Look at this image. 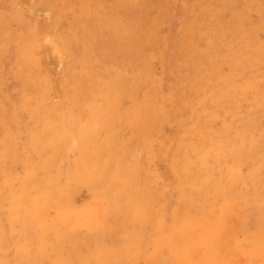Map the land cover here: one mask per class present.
<instances>
[{"label": "rangeland", "instance_id": "1", "mask_svg": "<svg viewBox=\"0 0 264 264\" xmlns=\"http://www.w3.org/2000/svg\"><path fill=\"white\" fill-rule=\"evenodd\" d=\"M259 2L0 0V264H264Z\"/></svg>", "mask_w": 264, "mask_h": 264}, {"label": "bare ground", "instance_id": "2", "mask_svg": "<svg viewBox=\"0 0 264 264\" xmlns=\"http://www.w3.org/2000/svg\"><path fill=\"white\" fill-rule=\"evenodd\" d=\"M54 1H55V0H54ZM223 1H224V0H223ZM225 1H226V0H225ZM257 1H258V0H257ZM11 2H13V1H11ZM81 2H82V1H81ZM260 2H261V0H260ZM260 2H259V3H260ZM56 3H57V2H56ZM249 3H250V2H249ZM254 3H255V2H254ZM263 3H264V0H263ZM228 4H229V3H228ZM256 4H257V3H256ZM256 4H255V5H256ZM101 5H102V4H101ZM126 5H127V4H126ZM260 5H261V4H260ZM260 5H259L258 7H260ZM223 6H225V5H223ZM256 6H257V5H256ZM30 8H31V7H30ZM262 8H264V7H262ZM258 9H259V8H258ZM22 10H23V9H22ZM50 12H51V11H50ZM50 12H49V13H50ZM258 12H259V11H258ZM60 13H61V12H60ZM256 13H257V12H256ZM45 16H46V15H45ZM45 16H44V17H45ZM44 19H45V18H44ZM45 20H47V19H45ZM37 22H38V21H37ZM45 22H46V21H45ZM115 22H116V21H115ZM0 23H1V21H0ZM6 23H7V22H6ZM31 23H32V22H31ZM33 23H34V22H33ZM263 23H264V21H263ZM1 24H2V23H1ZM34 24H35V23H34ZM43 24H44V27H43L44 29L42 28ZM43 24H42L41 22H39L38 25L36 26L39 35H40V34L42 35L43 31H44L45 28H46V27H45V23H43ZM31 25H32V24H31ZM39 25H40V26H39ZM41 25H42V26H41ZM262 25H264V24H262ZM0 26H1V25H0ZM47 26H48V25H47ZM34 27H35V26H34ZM39 27H40V28H39ZM38 28H39V29H38ZM53 28H54V27H53ZM53 28H52V29H53ZM34 29H35V28H34ZM40 29H41V32H42V33L40 32ZM87 30H88V29H87ZM51 31H52V30H51ZM51 31H49V32L51 33ZM32 32H33V31H32ZM7 33H8V32H7ZM7 33L5 32L4 35H6ZM35 33H36V31H35ZM45 33H47V34L50 35V33L46 32V30H45V32H44V35H45ZM113 33H114V32H113ZM47 34H46V36L43 35L44 38H41L44 44H49V42H50V41H49V40H50V37H49ZM32 35H33V33H32ZM30 36H31V35H30ZM43 36H42V37H43ZM36 37H37V36H36ZM36 37H34L35 40H36ZM71 37H73V36H71ZM30 38L32 39V37H30ZM30 38H29V39H30ZM34 38H33V39H34ZM38 38H39V36H38ZM51 38H52V37H51ZM17 40H18V39H17ZM35 40H34V42H35ZM73 40H74V38L72 39V41H73ZM247 40H248V39H247ZM37 41H39V40H37ZM248 41H249V40H248ZM16 42H17V41H16ZM29 42H30V41H29ZM29 42H28V44H29ZM40 42H41V41H40ZM70 42H71V41H70ZM1 43H2V42H1ZM17 43H19V42H17ZM17 43H15V44H17ZM23 43H24V41H23ZM23 43H22V44H23ZM36 43H37V42H36ZM43 43H42V44H43ZM50 43H51V42H50ZM52 43H53V42H52ZM74 43H75V42H74ZM20 44H21V43H20ZM25 44H26V43H24V45H22V46H25ZM70 44L72 45V43H70ZM243 44H244V43H243ZM33 45H34V44H33ZM40 45H41V43H40ZM17 46H19V45H17ZM22 46H20V47L22 48ZM27 46H28V45H27ZM31 46H32V45H31ZM31 46H30V47H31ZM76 46H77V45H76ZM20 47H19V48H20ZM38 47H40V46H38ZM41 47H42V46H41ZM43 47H44V46H43ZM73 47H75V45H73ZM255 47H257V46H255ZM255 47H254V48H255ZM15 48H16V47H15ZM33 48H34V47H33ZM69 48L73 49L72 46L69 47ZM251 48H253V47H251ZM22 49H23V48H22ZM24 49H25V47H24ZM28 49H29V48H28ZM28 49H27V52L29 51ZM35 49H36V48H35ZM35 49H34V51H33V50H31V51H33V52L35 53V52H36ZM54 49H55V48H54ZM56 49H57V47H56ZM76 49L78 50L77 47H76ZM76 49H75V51H76ZM249 49H250V48H249ZM255 49H257V48H255ZM50 50H51V49H50ZM52 50H53V48H52ZM68 50L71 51L70 49H68ZM73 50H74V49H73ZM73 50H72V51H73ZM24 51H26V50H24ZM37 51H38V50H37ZM39 51H40V48H39ZM39 51H38V53H39ZM56 51H57V50H56ZM61 51H62V50H61ZM65 51H66V50H65ZM72 51H71V52H72ZM247 51H248V50H247ZM73 52H74V51H73ZM76 52H79V51H76ZM76 52H75V53H76ZM241 52H242V51H241ZM22 53H23V52H22ZM24 53H25V52H24ZM29 53H30V52H29ZM38 53H37V54H38ZM66 53H67V52H66ZM75 53H74V54H75ZM238 53H239V52H238ZM252 53H253V51H252ZM252 53H251V54H252ZM25 54H26V53H25ZM31 54L33 55V53H31ZM40 54H41V53H40ZM70 54H71V53H70ZM77 54H78V53H77ZM240 54H242V53H240ZM20 55H21V56H20L19 58H20L21 61H22L23 59L26 58L25 56H22V54H21V49H20ZM26 55H27V54H26ZM32 55H30V56L33 57ZM248 55H249V54H248ZM21 57H22V58H21ZM24 57H25V58H24ZM17 58H18V57H17ZM246 58H247V56H246ZM246 58H245V59H246ZM255 58H256V57H255ZM27 59H28V58H27ZM31 59H32V58H31ZM242 59L245 60L244 57H243ZM257 59H258V58H257ZM14 60H17V59H14ZM28 60H29V59H28ZM29 61H34V59H33V60H29ZM257 61H258V60H257ZM257 61H255V62H257ZM35 62H36V61H35ZM249 62H250V61H249ZM13 63H14V62H13ZM23 64H24V65H27V61H25L24 63H22V65H23ZM31 64H33V63L31 62ZM121 64H123V63H121ZM238 64H239V63H238ZM24 65H23V66H24ZM242 65H243V64H242ZM19 66H20V64H19ZM28 66H29V64H28ZM28 66H26V69L28 68ZM235 66H237V65H235ZM251 66H252V62H251ZM34 67H35V66H34ZM125 67H126V66H125ZM247 67H248V66H247ZM23 68H25V67H23ZM20 69H21V68H20ZM20 69H19V70H20ZM26 69H25V70H26ZM30 69H31V68H30ZM17 70H18V69H17ZM22 71H23V70H22ZM26 73H28V72H26ZM12 74H16V72L13 71ZM18 74H19V73H18ZM26 75H29V74H26ZM17 78H19V77H17ZM24 78H25V77H24ZM19 79H20V78H19ZM19 79H18V80H19ZM26 79H27V78H26ZM22 80H23V79H22ZM30 80H32V79H30ZM33 81H34V80H33ZM23 83H24V82H23ZM30 83H31V81H30ZM27 85H28V84H27ZM34 85H36V83H35ZM22 87H23V85H22ZM32 87H33V85H32ZM33 88H35V87H33ZM22 91H23V90H22ZM21 93H22V92H21ZM251 108H252V107H250V109H251ZM248 110H249V109H248ZM263 119H264V118H263ZM248 149H250V147H249ZM251 153H252V151H251ZM26 163H27V162H26ZM259 165H260V164H259ZM259 165H258V166H259ZM250 172H251V170H250ZM247 175H248V174H247ZM249 179H250V177H249ZM258 181H259V180H258ZM247 188H248V187H247ZM24 200H25V199H24ZM28 200H29V199H28ZM262 200H263V199H262ZM263 201H264V200H263ZM263 201H262V202H263ZM158 202H159V201H158ZM29 204H30V203H29ZM27 209H29V208H27ZM263 214H264V213H263ZM167 220H168V219H167ZM209 222H210V221H209ZM177 226H178V225H177ZM182 226H183V225H182ZM182 226H180V227H182ZM184 226H185V225H184ZM186 226H187V225H186ZM183 228H184V227H183ZM186 228H187V227H186ZM186 237H187V236H186ZM218 240H219V239H218ZM36 242H37V241H36ZM53 242H54V241H53ZM219 244H220V243H219ZM256 246H257V244H256ZM221 247H222V246H221ZM35 250H36V249H35ZM201 250H202V249H201ZM74 251H75V250H74ZM96 251H97V250H96ZM70 252H71V251H70ZM196 254H197V253H196ZM36 255H38V254H36ZM92 255H93V254H92ZM34 258H35V257H34ZM258 263H259V262H258Z\"/></svg>", "mask_w": 264, "mask_h": 264}]
</instances>
